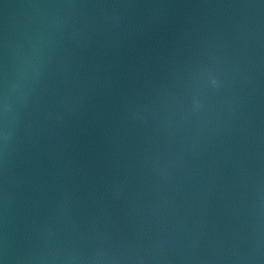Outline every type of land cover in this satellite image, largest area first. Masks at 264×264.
<instances>
[{"label": "water", "instance_id": "95a60500", "mask_svg": "<svg viewBox=\"0 0 264 264\" xmlns=\"http://www.w3.org/2000/svg\"><path fill=\"white\" fill-rule=\"evenodd\" d=\"M4 97L3 264H264V0H0Z\"/></svg>", "mask_w": 264, "mask_h": 264}, {"label": "clouds", "instance_id": "9594fccd", "mask_svg": "<svg viewBox=\"0 0 264 264\" xmlns=\"http://www.w3.org/2000/svg\"><path fill=\"white\" fill-rule=\"evenodd\" d=\"M212 80L216 84V80L215 79H212ZM8 110H9L8 100H7V97H4L3 100L0 101V116H3L5 120L7 117ZM0 135H3V138L5 140L7 139L6 131L0 132ZM0 264H3V261H0Z\"/></svg>", "mask_w": 264, "mask_h": 264}]
</instances>
